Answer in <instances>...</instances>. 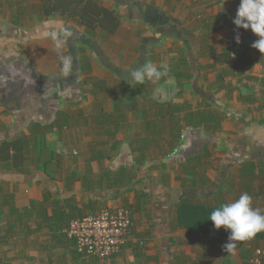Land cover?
I'll return each instance as SVG.
<instances>
[{
    "label": "crops",
    "instance_id": "1",
    "mask_svg": "<svg viewBox=\"0 0 264 264\" xmlns=\"http://www.w3.org/2000/svg\"><path fill=\"white\" fill-rule=\"evenodd\" d=\"M99 2L116 33L0 0V264H248L264 240L225 249L229 235H189L175 210L247 192L264 212V53L233 23L240 0ZM123 15V57L168 60L155 83L130 78L138 63L90 65ZM104 207L131 210L124 248L82 257L62 230Z\"/></svg>",
    "mask_w": 264,
    "mask_h": 264
},
{
    "label": "clouds",
    "instance_id": "2",
    "mask_svg": "<svg viewBox=\"0 0 264 264\" xmlns=\"http://www.w3.org/2000/svg\"><path fill=\"white\" fill-rule=\"evenodd\" d=\"M233 23L258 35L259 39L252 43V47L264 53V0H240L236 16ZM237 43L240 36H236ZM62 68L67 74L72 67V57L60 55ZM167 74V68L163 70L151 63L145 62L135 67L128 74L132 80L138 84H143L146 80L158 81ZM209 219L216 229L223 226L229 231V243L225 249H230L233 241H244L264 231V212L259 208L252 207V197L247 193H242L238 199L224 203L215 208Z\"/></svg>",
    "mask_w": 264,
    "mask_h": 264
},
{
    "label": "trees",
    "instance_id": "3",
    "mask_svg": "<svg viewBox=\"0 0 264 264\" xmlns=\"http://www.w3.org/2000/svg\"><path fill=\"white\" fill-rule=\"evenodd\" d=\"M40 3L43 15L63 16L90 31L100 28L114 34L120 27V18L116 10L102 5L99 0H40ZM217 207H205L198 200L183 199L176 204L177 221L187 229L189 235L228 236L230 234L228 230L223 226L216 229L209 219L211 212ZM251 238L264 240V231Z\"/></svg>",
    "mask_w": 264,
    "mask_h": 264
},
{
    "label": "built area",
    "instance_id": "4",
    "mask_svg": "<svg viewBox=\"0 0 264 264\" xmlns=\"http://www.w3.org/2000/svg\"><path fill=\"white\" fill-rule=\"evenodd\" d=\"M131 211L126 207H104L70 218L64 236L82 257L108 260L121 254L132 228ZM248 264H264V249H257Z\"/></svg>",
    "mask_w": 264,
    "mask_h": 264
},
{
    "label": "rangeland",
    "instance_id": "5",
    "mask_svg": "<svg viewBox=\"0 0 264 264\" xmlns=\"http://www.w3.org/2000/svg\"><path fill=\"white\" fill-rule=\"evenodd\" d=\"M127 15H123L122 18L124 19V26L122 27L121 31L119 33H117L114 37H110L109 39L106 40L105 42V50H107L106 52V57L105 58H100V59H90V65L93 64L94 67L97 66V64H95L97 61H100L104 63L105 66L107 67H122L123 69H125L126 67L130 68L131 65H133L134 63H138L137 65H141L145 62H151L153 64H155L157 67L160 66L163 63H167V59H161V57H157V58H146V53L144 50V48L141 50L142 51V55L139 57V60H132L129 58H125L123 57V52L126 48H118L119 44L116 43V41L114 40H118L120 42H123V40H125L124 36L127 33L128 30V26H129V20L128 18L126 19ZM54 18V16H53ZM55 18H61L59 17V15H55ZM90 37H92V35H94L93 32L89 31ZM116 50V55L113 53V51ZM89 51H92V48H89ZM139 52V51H138ZM139 54V53H138ZM121 56V57H120ZM103 65V66H104ZM103 66H101L102 68H104ZM24 73V72H22ZM81 82V81H79ZM108 83L111 82V79H108L107 81ZM90 84L95 83L94 80H89ZM155 83V82H154ZM160 91V90H159ZM87 92V91H85ZM88 93V92H87ZM89 94V93H88ZM91 94V93H90ZM59 98H63L62 96H59ZM128 208V207H126ZM130 210V208H128ZM131 211V210H130ZM264 249V248H262ZM254 254V253H253ZM253 254H251L250 258L248 257L247 262L252 258ZM186 262H181V263H176V264H185ZM193 263V262H192ZM194 264V263H193ZM245 264V263H244Z\"/></svg>",
    "mask_w": 264,
    "mask_h": 264
}]
</instances>
